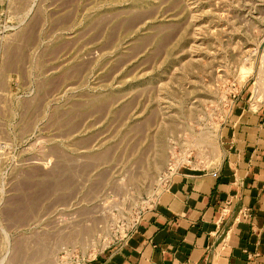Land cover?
<instances>
[{
    "label": "rangeland",
    "instance_id": "1",
    "mask_svg": "<svg viewBox=\"0 0 264 264\" xmlns=\"http://www.w3.org/2000/svg\"><path fill=\"white\" fill-rule=\"evenodd\" d=\"M263 100L264 0H0V264L121 249Z\"/></svg>",
    "mask_w": 264,
    "mask_h": 264
},
{
    "label": "crops",
    "instance_id": "2",
    "mask_svg": "<svg viewBox=\"0 0 264 264\" xmlns=\"http://www.w3.org/2000/svg\"><path fill=\"white\" fill-rule=\"evenodd\" d=\"M224 131L218 167L181 168L126 244L89 264H264V100Z\"/></svg>",
    "mask_w": 264,
    "mask_h": 264
},
{
    "label": "built area",
    "instance_id": "3",
    "mask_svg": "<svg viewBox=\"0 0 264 264\" xmlns=\"http://www.w3.org/2000/svg\"><path fill=\"white\" fill-rule=\"evenodd\" d=\"M176 168V173L182 168V166H178V167H175V165H173V162L170 163V165L168 166L167 168V173L165 174L166 176L168 175L169 176V173H171L174 169ZM174 173V175L176 174ZM173 175V176H174Z\"/></svg>",
    "mask_w": 264,
    "mask_h": 264
},
{
    "label": "bare ground",
    "instance_id": "4",
    "mask_svg": "<svg viewBox=\"0 0 264 264\" xmlns=\"http://www.w3.org/2000/svg\"><path fill=\"white\" fill-rule=\"evenodd\" d=\"M171 126V125H170ZM172 128V127H171ZM167 130V129H166ZM160 155V154H159ZM160 157V156H159Z\"/></svg>",
    "mask_w": 264,
    "mask_h": 264
}]
</instances>
